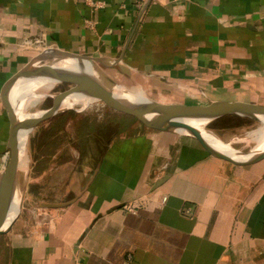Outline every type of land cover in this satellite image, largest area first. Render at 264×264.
<instances>
[{"label":"crops","instance_id":"obj_1","mask_svg":"<svg viewBox=\"0 0 264 264\" xmlns=\"http://www.w3.org/2000/svg\"><path fill=\"white\" fill-rule=\"evenodd\" d=\"M103 1L0 0V170L4 86L49 47L117 61L108 69L161 103L264 105V0ZM135 128L98 150L39 148L25 192L35 202L0 235V264H264V159L235 166L194 139Z\"/></svg>","mask_w":264,"mask_h":264},{"label":"water","instance_id":"obj_2","mask_svg":"<svg viewBox=\"0 0 264 264\" xmlns=\"http://www.w3.org/2000/svg\"><path fill=\"white\" fill-rule=\"evenodd\" d=\"M75 61L78 67L58 65L61 61ZM93 65L91 69L83 63ZM117 61L99 56H89L45 48L19 68L6 82L3 103L9 117L6 141L7 158L0 170V235L7 234L19 217L25 193L27 171L23 163L19 137L30 135L43 121L52 119L68 109L66 104L76 99L85 100L82 110L102 103L116 111L135 117L143 126L194 139L214 157L235 166H249L264 159L263 150L237 149L234 142L223 141L213 133L211 126L224 117L245 118L264 124V105L240 101L212 100L205 105L185 103H161L145 96L136 97L119 80L113 79L102 69L115 67ZM49 80L69 88L53 96V103L45 109L25 110L18 96V88L32 81ZM214 139L229 143L221 149ZM233 140V139H232ZM225 145V144H224ZM229 149V150H228ZM35 207L58 208L61 204L37 202Z\"/></svg>","mask_w":264,"mask_h":264},{"label":"rangeland","instance_id":"obj_3","mask_svg":"<svg viewBox=\"0 0 264 264\" xmlns=\"http://www.w3.org/2000/svg\"><path fill=\"white\" fill-rule=\"evenodd\" d=\"M104 73L110 75L113 79H117L121 84L124 85L127 89H131L132 87H137L133 82H129L125 78H123L116 70L112 69H102ZM68 85L64 84H56L53 88L48 91L49 95H56L66 89H68ZM142 90V89H140ZM144 96L152 99L148 94H146L143 90L141 91ZM53 103L52 98H44L35 104V106L30 107V110L35 109H45L49 107ZM102 104V103H99ZM90 122H94L96 128L100 129L99 139L95 142H89L87 140L88 132L91 131ZM67 123H69L67 125ZM73 123V124H72ZM138 120L126 113H122L120 111H116L113 108L105 105L93 106L89 109L79 110V109H68L61 113L60 115L45 120L41 122L37 128L30 134L29 141L27 144V151L23 154V158L25 159V169L27 171V177L25 178V192L27 187V181L29 176V171H34V161L38 157L36 152H38L39 148L42 145L45 146V150L48 152L50 150L58 149L60 145L63 143L69 145L70 150H73V147L79 151H86L90 148L98 150V148H102L105 143L107 137L112 134H123L128 135L136 131L135 126L137 125ZM259 126L258 122L252 121L250 119L245 118H233V117H224L217 122H215L211 129L215 136L220 138L223 141L234 140L238 136L249 134L252 129L254 130ZM85 127L84 132H79L78 128ZM79 132V136H76ZM75 135V139H70L67 142V134L71 136ZM84 133H86L84 135ZM59 143V145H58ZM61 143V144H60ZM90 143L89 146L86 144ZM235 148L239 149L243 147L241 143L236 142L234 144ZM56 147V148H54ZM39 153V152H38ZM40 156V155H39ZM33 184V183H32ZM35 202V200H30L26 198L25 193L23 197L22 207L29 205L30 202ZM40 200H37V202ZM22 210V208H21Z\"/></svg>","mask_w":264,"mask_h":264},{"label":"bare ground","instance_id":"obj_4","mask_svg":"<svg viewBox=\"0 0 264 264\" xmlns=\"http://www.w3.org/2000/svg\"><path fill=\"white\" fill-rule=\"evenodd\" d=\"M58 65L68 66V67L70 66L78 67L75 61H72V60L71 61H66V60L61 61L59 62ZM82 66L86 67V69H91L93 67V65L89 63H85V62L83 63ZM55 85L56 84L53 81H49V80H44V81L38 80V81H32L31 83L29 82L26 84H22L20 86L18 96L20 97V100L23 101V108L27 110L30 107L35 106L36 103L43 100L45 97L53 96V95H49L48 91L51 88H53ZM130 90H132L131 93L135 95L136 97H139L143 100L147 99L141 92L142 90H140V88L132 87ZM86 102L85 100L83 101L80 99H76L71 102H68L66 104V108L74 107L76 109L82 110L83 108L82 106L84 104H87ZM91 107H92L91 105L88 106V108H91ZM29 136L30 135L28 134H21L19 137V145H20V150L22 154H24L27 151V144L29 141ZM214 141L217 147L219 148L223 147L221 149L229 148L228 146L231 145L229 143H223L222 141L217 140V139H214ZM231 142H234V144H236V142L241 143L243 147H240L239 149L251 150V153L263 150L264 148V124H259V126L255 128L254 130L252 129V131L249 134L242 135L240 137L238 136L236 139L231 140ZM224 150H227V149H224ZM22 166H25V159H23Z\"/></svg>","mask_w":264,"mask_h":264},{"label":"built area","instance_id":"obj_5","mask_svg":"<svg viewBox=\"0 0 264 264\" xmlns=\"http://www.w3.org/2000/svg\"><path fill=\"white\" fill-rule=\"evenodd\" d=\"M84 3L87 6H89L92 11L100 10V9L104 8V6H105V2L103 0H84ZM85 24H86L87 27L93 29V22L92 21H86ZM99 105H102V104L96 103V104L92 105V107L93 106H99ZM87 109H89V108H87ZM7 155H8V153L6 152L4 154V162H5L6 158H7ZM161 201L165 202L166 201V197H162ZM124 209L131 211V208L128 205L124 206Z\"/></svg>","mask_w":264,"mask_h":264},{"label":"trees","instance_id":"obj_6","mask_svg":"<svg viewBox=\"0 0 264 264\" xmlns=\"http://www.w3.org/2000/svg\"><path fill=\"white\" fill-rule=\"evenodd\" d=\"M234 118V117H233Z\"/></svg>","mask_w":264,"mask_h":264}]
</instances>
